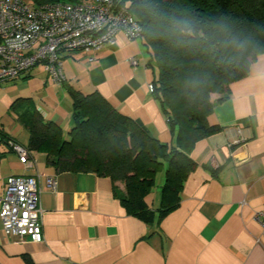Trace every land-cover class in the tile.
Masks as SVG:
<instances>
[{"label":"crops","instance_id":"1","mask_svg":"<svg viewBox=\"0 0 264 264\" xmlns=\"http://www.w3.org/2000/svg\"><path fill=\"white\" fill-rule=\"evenodd\" d=\"M147 61L141 40L119 33L96 52L66 54L62 84L40 66L0 83V180L34 176L42 210L38 243L6 236L0 223V264H25L24 257L33 264H264V230L253 219L264 209V54L229 85L221 101L223 95L210 96L206 120L221 130L195 145L190 157L197 168L184 182L178 206L150 225L127 215L108 177L57 172L38 152H30L35 165L26 168L10 151L9 140L25 147L29 142L28 132L9 113L11 104L31 99L43 120L66 132L69 89L99 93L149 135L172 144L174 135L148 90L154 71ZM115 185L123 190L121 183ZM156 202L160 196L151 201L154 209Z\"/></svg>","mask_w":264,"mask_h":264},{"label":"trees","instance_id":"2","mask_svg":"<svg viewBox=\"0 0 264 264\" xmlns=\"http://www.w3.org/2000/svg\"><path fill=\"white\" fill-rule=\"evenodd\" d=\"M127 8L142 28L147 67L157 73L151 94L174 135L172 144L149 135L97 92L69 89L66 132L43 120L29 98L16 99L9 113L28 132L29 152L43 153L57 172L108 177L127 215L150 225L178 206L184 182L197 168L190 157L195 145L221 130L206 120L210 96L225 95L264 54V0H132ZM161 170L154 209L150 197ZM24 261L33 264L29 257Z\"/></svg>","mask_w":264,"mask_h":264},{"label":"built area","instance_id":"3","mask_svg":"<svg viewBox=\"0 0 264 264\" xmlns=\"http://www.w3.org/2000/svg\"><path fill=\"white\" fill-rule=\"evenodd\" d=\"M132 0H0V83L13 82L40 66L56 84L66 78L62 58L71 52H96L119 33L138 40L142 28L127 8ZM137 66L133 58L128 60ZM152 84L148 90L152 91ZM8 146L26 168L35 165L27 147L15 140ZM49 188L55 183L49 179ZM264 230V209L253 216ZM0 223L17 241H42V210L37 179L31 175L0 180Z\"/></svg>","mask_w":264,"mask_h":264},{"label":"rangeland","instance_id":"4","mask_svg":"<svg viewBox=\"0 0 264 264\" xmlns=\"http://www.w3.org/2000/svg\"><path fill=\"white\" fill-rule=\"evenodd\" d=\"M26 2H30L31 0H25ZM156 70L154 71V76H156ZM164 183V172L163 170L158 172L157 175H156V179H155V186L154 188L152 189V194H151V197L150 199H154V198H158L160 196V191H161V188H162V185ZM158 202H156V206H158Z\"/></svg>","mask_w":264,"mask_h":264}]
</instances>
